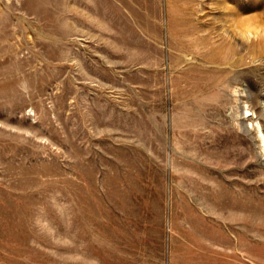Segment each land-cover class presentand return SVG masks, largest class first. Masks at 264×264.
Here are the masks:
<instances>
[{
    "label": "rangeland",
    "instance_id": "1",
    "mask_svg": "<svg viewBox=\"0 0 264 264\" xmlns=\"http://www.w3.org/2000/svg\"><path fill=\"white\" fill-rule=\"evenodd\" d=\"M263 109L264 0H0V264H264Z\"/></svg>",
    "mask_w": 264,
    "mask_h": 264
},
{
    "label": "bare ground",
    "instance_id": "2",
    "mask_svg": "<svg viewBox=\"0 0 264 264\" xmlns=\"http://www.w3.org/2000/svg\"><path fill=\"white\" fill-rule=\"evenodd\" d=\"M262 112V111H261ZM263 113H264V109H263ZM260 123V122H259ZM262 125V124H261ZM250 127V126H249ZM255 133H256V136H257V140L260 144V148L262 149V151L264 152V134H262V129H261V126H259V124H257L255 127ZM256 138V137H255ZM258 144V143H257Z\"/></svg>",
    "mask_w": 264,
    "mask_h": 264
}]
</instances>
